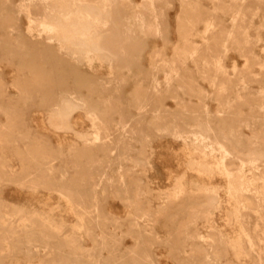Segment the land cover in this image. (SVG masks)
<instances>
[{
	"label": "rangeland",
	"instance_id": "rangeland-1",
	"mask_svg": "<svg viewBox=\"0 0 264 264\" xmlns=\"http://www.w3.org/2000/svg\"><path fill=\"white\" fill-rule=\"evenodd\" d=\"M0 264H264V0H0Z\"/></svg>",
	"mask_w": 264,
	"mask_h": 264
},
{
	"label": "bare ground",
	"instance_id": "bare-ground-1",
	"mask_svg": "<svg viewBox=\"0 0 264 264\" xmlns=\"http://www.w3.org/2000/svg\"><path fill=\"white\" fill-rule=\"evenodd\" d=\"M89 1V0H88ZM56 3V1H55ZM59 3V2H58ZM68 4V3H67ZM52 21H56L55 22V26H58V27H63V28H68L69 24L66 22V19L64 18H59V19H54ZM74 33V32H73ZM77 34V33H76ZM80 34V33H79ZM71 35V34H70ZM77 36V35H76ZM58 39V38H57ZM83 39V38H82ZM82 41V40H81ZM220 131V130H219ZM234 161V160H233ZM211 173V172H210ZM206 198V197H205ZM232 218V217H231Z\"/></svg>",
	"mask_w": 264,
	"mask_h": 264
}]
</instances>
